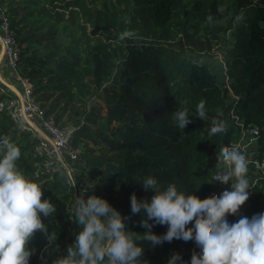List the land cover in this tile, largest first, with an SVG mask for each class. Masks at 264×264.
<instances>
[{
	"label": "trees",
	"instance_id": "obj_1",
	"mask_svg": "<svg viewBox=\"0 0 264 264\" xmlns=\"http://www.w3.org/2000/svg\"><path fill=\"white\" fill-rule=\"evenodd\" d=\"M0 4L7 6L16 26L20 74L32 84L46 114L74 128L72 143L80 151L77 184L103 183L90 193L106 199L126 218V230L139 237L136 242L144 248L141 264H167L176 254L180 257L176 264H191L193 252L201 253L194 240L173 239L153 246L142 239L143 209L132 214L130 198L135 193L138 200L151 201L155 190L145 191L139 183L148 176L157 179L161 190L175 184L178 191L200 199L231 191L216 189L218 181L212 177L223 170L213 160L239 134L240 121L258 127L251 153L264 154V0H0ZM238 15L243 16L241 21H236ZM125 30L135 35L121 40ZM214 47L222 52L217 64L205 61L215 55ZM88 94L99 103L88 108L84 104ZM5 95L0 92V99ZM200 101L205 102L204 120L194 115ZM184 108L191 122L181 130L173 114ZM221 120L227 133L210 137L213 121ZM4 136L21 151L17 167L42 184L41 199L56 206L53 216L41 219L57 238L49 242L37 231L29 242L33 250L29 264H54L67 254L82 227L72 221L74 188L61 170L52 177L35 176L41 161L33 156L36 138L0 113V137ZM257 178L239 213L227 216L230 224L264 213V175L258 173ZM149 223L157 235L168 230L167 225Z\"/></svg>",
	"mask_w": 264,
	"mask_h": 264
},
{
	"label": "clouds",
	"instance_id": "obj_2",
	"mask_svg": "<svg viewBox=\"0 0 264 264\" xmlns=\"http://www.w3.org/2000/svg\"><path fill=\"white\" fill-rule=\"evenodd\" d=\"M242 19V15L236 17V21ZM207 22L212 24L211 14ZM134 35L133 31L125 30L119 38ZM194 115L205 119L204 101L196 105ZM173 119L181 130L191 122L187 108L174 111ZM226 133L227 125L221 120L213 121L208 135ZM217 155V163L227 166L228 171H217L212 181L231 182V191L200 199L178 191L175 184L161 190L152 176L139 182L145 191L155 190L150 202L138 200L135 193L130 198L132 214L143 209L141 226L146 231L142 239L153 246L173 239L194 240L201 253L193 252L191 264H264V213L254 214L251 219L242 216L232 224L227 220L228 215H237L249 198V161L235 148H224ZM20 157V149L7 136L0 137V264H29L33 251L29 242L37 231L49 242L57 238L55 232L49 234L48 226L41 219V215L53 216L56 206L48 199L42 200V184L27 178L17 167ZM66 179L72 188L76 187L77 181L70 169L66 171ZM73 214L75 219H70L82 227L68 246L67 254L54 264H141L144 248L136 242L139 237L134 238L126 230V218L106 199L95 194L85 198L81 192ZM149 221L167 225V232L162 236L153 233V224ZM192 221L193 226L186 227ZM179 259V254L173 255L167 264H176Z\"/></svg>",
	"mask_w": 264,
	"mask_h": 264
},
{
	"label": "built area",
	"instance_id": "obj_3",
	"mask_svg": "<svg viewBox=\"0 0 264 264\" xmlns=\"http://www.w3.org/2000/svg\"><path fill=\"white\" fill-rule=\"evenodd\" d=\"M0 49V62L3 61L12 78L21 86L18 93H14L9 88L1 89L0 92L6 95L0 99V113L7 114L20 131L29 132L36 138L33 156L41 158V161L35 176L52 177L60 170L66 174L67 169H70L75 176L80 151L72 143L74 128L62 126L54 121L52 115H47L45 108L33 95L32 84L20 74L21 47L17 40L16 26L11 22L10 13L5 4H0ZM237 125L239 134L231 139L225 148H235L246 155L249 161L248 172H251L248 173L251 187L257 183L258 173L264 175V154L257 156L251 153L252 147L258 140L259 129L256 125L246 126L241 121L237 122ZM213 161L227 173V166L217 163V154ZM65 182L69 184L66 176ZM90 185V183L77 184L74 188L75 198L77 199L81 192H84V197L87 198Z\"/></svg>",
	"mask_w": 264,
	"mask_h": 264
},
{
	"label": "rangeland",
	"instance_id": "obj_4",
	"mask_svg": "<svg viewBox=\"0 0 264 264\" xmlns=\"http://www.w3.org/2000/svg\"><path fill=\"white\" fill-rule=\"evenodd\" d=\"M214 48H215L214 49L215 55L211 56L210 58H208V57L206 59L204 58L205 61H208L211 64H217L218 61L220 62V60H222V52H221V50H216V47H214ZM97 103H99V99L95 98L94 94H88V96L85 98V102H84V104H86L88 108H90L92 106H95ZM104 111L105 110L103 109L102 112L104 113ZM95 154H98V152L96 151ZM81 168H79V172H80ZM223 172L225 173V171H223ZM249 184L251 185V182ZM90 186H92L91 188H89V194L91 195L92 193H90V190H92V188H94V189L95 188H103V183H101L100 181H96V182H92ZM227 187L228 188L231 187V182H229L228 184H221L220 182H218L217 185H216V189L217 190H220V189H223V188H227ZM248 190H250V189H248ZM216 192L217 191H215L214 194H216ZM42 264H44V263H42Z\"/></svg>",
	"mask_w": 264,
	"mask_h": 264
},
{
	"label": "crops",
	"instance_id": "obj_5",
	"mask_svg": "<svg viewBox=\"0 0 264 264\" xmlns=\"http://www.w3.org/2000/svg\"><path fill=\"white\" fill-rule=\"evenodd\" d=\"M0 83H1L0 91L3 88H9L14 93H18L19 89L21 88L19 82L17 80H14L10 74V71L7 68H5L3 61L0 62Z\"/></svg>",
	"mask_w": 264,
	"mask_h": 264
}]
</instances>
